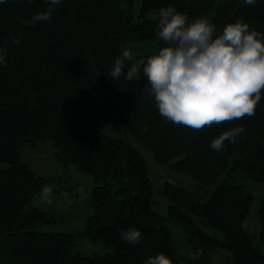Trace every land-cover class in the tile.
Returning <instances> with one entry per match:
<instances>
[{"label": "trees", "instance_id": "16d2710c", "mask_svg": "<svg viewBox=\"0 0 264 264\" xmlns=\"http://www.w3.org/2000/svg\"><path fill=\"white\" fill-rule=\"evenodd\" d=\"M133 3L63 0L50 19L35 22L45 0L0 3V45L8 50L0 65V264H141L161 251L174 264H264L245 226L254 195L229 179L241 173L264 182V98L251 116L198 130L166 120L146 94V79L109 76L129 41L163 44L156 35L158 18L134 21ZM169 4L190 18L209 16L217 28L241 17L264 30V3L243 0H141L140 15ZM101 123L137 139L157 162L192 176L197 185L190 189L165 181L169 206L166 214L158 212L146 158L125 138L104 136L97 130ZM236 125L244 131L234 141L226 140L220 151L209 146ZM47 140L56 146L63 174L74 169L93 177V212L80 229L38 228L61 219L39 207L42 187L54 178L37 174L21 150ZM259 215L264 243V201ZM172 223L183 231L189 252L177 251ZM201 225L219 229L222 239ZM132 226L143 234L137 244L120 235ZM81 236L113 251L74 253ZM197 251L192 260L189 253Z\"/></svg>", "mask_w": 264, "mask_h": 264}, {"label": "clouds", "instance_id": "9594fccd", "mask_svg": "<svg viewBox=\"0 0 264 264\" xmlns=\"http://www.w3.org/2000/svg\"><path fill=\"white\" fill-rule=\"evenodd\" d=\"M62 2L45 0L46 8L37 12L33 21L50 19ZM243 3L256 5L264 0ZM156 35L163 44L147 56H135L132 49L122 46L109 76L113 80L121 75L128 81L146 79V94L160 115L193 129L255 113L264 98V30L241 17L217 28L210 17L190 18L169 4L159 9ZM7 51L0 45V65L6 63ZM243 131L242 125L226 129L212 138L209 146L220 151L226 140L234 141ZM52 193L51 186H43L41 199L51 204ZM120 235L137 244L143 234L132 226L121 229ZM198 254L189 253L192 260ZM141 264L174 261L161 251L148 255Z\"/></svg>", "mask_w": 264, "mask_h": 264}, {"label": "rangeland", "instance_id": "374dc122", "mask_svg": "<svg viewBox=\"0 0 264 264\" xmlns=\"http://www.w3.org/2000/svg\"><path fill=\"white\" fill-rule=\"evenodd\" d=\"M123 7H127L125 3H123ZM140 12L141 0H134L130 13L136 22H140L145 18L151 20L157 19L159 9H150L145 16H141ZM158 47H160V44L157 39L129 41L127 43V48L132 49L134 54L137 55L153 53ZM97 130L107 137L121 136L125 138L146 158L154 188V209L158 212L166 214L169 206V201L163 193V183L165 181H170L171 183L181 182V184L190 189H193L197 185L198 182L195 178L182 172L173 171L168 166L160 164L153 158L144 144L125 133L119 132L113 125L101 123L97 125ZM56 151V146L52 141L47 140L35 146L25 145L21 150V158L37 174L54 178L48 185L53 189L52 203L48 204L43 200L39 203V207L49 210L51 213L60 216L61 219L42 224L38 228L45 232H70L82 228L87 217L93 212L89 203V196L93 187V177L89 173L78 172L74 169H72L69 175L63 174L56 159ZM229 179L232 183L246 185L247 189L254 195V202L245 221V226L256 248L264 254V243L260 238L261 222L259 215L264 201V182H255L250 177L241 173H234ZM201 227L206 233L222 239V232L219 229L209 225H201ZM172 232L177 251L183 254L189 252L190 246L181 228L173 224ZM72 250L74 253L91 256L112 252L113 247L101 242H93L88 237L81 236ZM216 261H219V259L216 258Z\"/></svg>", "mask_w": 264, "mask_h": 264}]
</instances>
